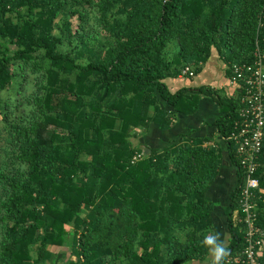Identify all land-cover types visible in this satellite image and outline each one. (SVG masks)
I'll use <instances>...</instances> for the list:
<instances>
[{
	"label": "trees",
	"instance_id": "trees-1",
	"mask_svg": "<svg viewBox=\"0 0 264 264\" xmlns=\"http://www.w3.org/2000/svg\"><path fill=\"white\" fill-rule=\"evenodd\" d=\"M257 49L264 53V0H0V138L9 145L0 167V264H192L208 256L202 241L214 232L217 204L207 196L224 147L186 135L147 151L133 134L153 122L173 128L207 96L218 105L220 135L231 136L241 95L169 81L187 68L201 74L214 53L231 78ZM32 77V94L16 103L2 97L18 86L25 92ZM225 144L238 182L223 264H238L246 172L235 143ZM259 162L264 225V147Z\"/></svg>",
	"mask_w": 264,
	"mask_h": 264
},
{
	"label": "crops",
	"instance_id": "crops-1",
	"mask_svg": "<svg viewBox=\"0 0 264 264\" xmlns=\"http://www.w3.org/2000/svg\"><path fill=\"white\" fill-rule=\"evenodd\" d=\"M226 63L218 53H214L205 70L192 78L182 76L177 81H169L170 86L176 88L210 86L215 89L225 90L230 98L240 96V88L231 83ZM168 106L165 105V109ZM220 117L219 108L214 99L204 96L198 112L191 116H179L176 124L169 130H163L157 122L151 123L149 128H137L133 134V144L147 151L163 150L166 146L179 141L183 136L189 135L195 139H210L207 144L215 147L217 143L225 149V163L216 182L211 186L208 200L215 202L216 208L212 214L214 232H218L224 241L225 247H229L232 235L229 229L227 209L231 203V196L237 186V168L230 159L226 150L225 138L219 133L216 121ZM85 159L90 160L89 156ZM264 254V253H263ZM212 256L209 253L204 259L195 260L192 264H212Z\"/></svg>",
	"mask_w": 264,
	"mask_h": 264
},
{
	"label": "built area",
	"instance_id": "built-area-1",
	"mask_svg": "<svg viewBox=\"0 0 264 264\" xmlns=\"http://www.w3.org/2000/svg\"><path fill=\"white\" fill-rule=\"evenodd\" d=\"M254 63L235 64L231 83L240 88L244 108L236 129L225 140L232 141L240 156L241 169L246 172L239 194L243 217L240 219L245 248L238 264H262L264 253V225L259 223L257 191L261 181L256 176L264 147V53L257 49ZM183 76L194 78L196 74L187 68ZM262 200V197H260Z\"/></svg>",
	"mask_w": 264,
	"mask_h": 264
},
{
	"label": "rangeland",
	"instance_id": "rangeland-1",
	"mask_svg": "<svg viewBox=\"0 0 264 264\" xmlns=\"http://www.w3.org/2000/svg\"><path fill=\"white\" fill-rule=\"evenodd\" d=\"M11 17L12 16L9 17V20H11ZM37 82H38V80L36 78L32 77V80L29 83H27L28 89L25 92H23V93L20 92L19 90H22V87L21 86H18V89L9 90V91L5 92L2 97H4V99H7V100H9L11 102L16 103L17 102V99L18 100H21V99H24V97L26 95L32 94L36 90V84H37ZM25 107L28 108L27 105H25ZM19 112L20 113L28 112V109H26L24 111L23 108H22L21 110H19ZM2 118H3V116H2V113L0 112V127L3 126V124L1 123ZM8 146L9 145L7 144L6 140H4L3 138H0V167H2L3 164H5L8 161V155H7V151H8V148L7 147ZM2 193H1V197L0 198L1 199H4L5 198V195L2 194ZM70 230L71 231H70V234L67 236V243H66L67 249H69V250H70V248L73 247V243H74V240H75V236H74V233H73V231H75V228L73 227V225H71ZM1 237H2V233L0 231V238ZM31 249H32L33 253L35 254L36 253V246H32ZM55 250L56 249H54V251ZM55 252L58 255L59 253L62 252V250H57ZM71 256H72L71 257L72 260H76L77 259L76 256H73V255H71ZM60 257L61 256L59 255V256L56 257V259H60ZM57 263L58 262H54V261L53 262H50L49 261L47 264H57Z\"/></svg>",
	"mask_w": 264,
	"mask_h": 264
},
{
	"label": "clouds",
	"instance_id": "clouds-1",
	"mask_svg": "<svg viewBox=\"0 0 264 264\" xmlns=\"http://www.w3.org/2000/svg\"><path fill=\"white\" fill-rule=\"evenodd\" d=\"M212 256V264H223L225 257L229 255V249L224 245V241L218 232H209L202 241Z\"/></svg>",
	"mask_w": 264,
	"mask_h": 264
}]
</instances>
